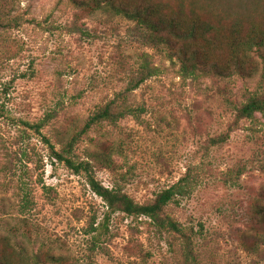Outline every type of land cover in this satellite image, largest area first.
Segmentation results:
<instances>
[{"label": "rangeland", "instance_id": "1", "mask_svg": "<svg viewBox=\"0 0 264 264\" xmlns=\"http://www.w3.org/2000/svg\"><path fill=\"white\" fill-rule=\"evenodd\" d=\"M223 2L224 26L243 12L264 17V0ZM0 9L36 19L0 28V237L10 246L24 242L29 252L50 248L69 264L182 263L175 234L159 232L145 216L109 213L85 176L50 157L40 135L22 124L51 113L40 132L60 149L125 87L146 50L161 71L128 94L135 115L81 134L74 159L90 161L98 181L138 203L189 172L190 192L165 212L196 232L200 264H264L251 213L264 190V117L235 123V107L259 74L182 78L175 58L143 47L133 22L105 6L81 18L83 35L60 28L73 19L71 0H7Z\"/></svg>", "mask_w": 264, "mask_h": 264}, {"label": "trees", "instance_id": "2", "mask_svg": "<svg viewBox=\"0 0 264 264\" xmlns=\"http://www.w3.org/2000/svg\"><path fill=\"white\" fill-rule=\"evenodd\" d=\"M5 1L7 0H0V4ZM71 1L76 11L72 21L60 27L62 30L81 35L88 34L81 18L105 6L111 13L123 15L133 22L132 31L143 47L166 51L171 58H175L182 78L195 77L198 71L220 77L232 75L252 77L259 74L258 86L247 90L244 100L235 107V123L242 119H254L255 113H260L264 117V17L257 19L254 14L243 12L236 14V18L224 26L220 23L222 14L217 10L221 0ZM224 1H226L223 2L224 6L236 2ZM243 2L244 0H237L238 6ZM0 12L4 11L0 9ZM35 20L25 19L18 14H0V28H15L23 23H33ZM36 24L41 25V22L37 21ZM160 71L161 68L154 64L153 55L141 50L138 53V65L125 87L99 105L84 122L82 129L72 134L60 149L55 148L50 138L40 132V128L52 116L51 113L38 122L22 121V124L40 135L49 147L50 157L63 162L73 173L85 176L91 190L106 203L109 213L122 211L128 216L148 217L159 232L173 233L180 239L181 264H200L194 246L196 232L192 228L187 229L165 212L167 205L177 202L179 197L190 192L193 177L189 172L158 192L152 201L138 203L126 192L104 186L95 178L91 162L75 160L72 153L73 145L81 134L103 122L115 125L128 114L135 115V110L127 105L128 94ZM228 136L226 134L210 140L212 143H218ZM103 156L106 161L110 160L105 154ZM229 180L231 179L226 181L231 182ZM251 213L255 224L252 243L258 250L264 251V190L259 202L252 206ZM24 244L16 242L10 246V238L0 237V264H69L63 255L56 254L50 248L40 246L38 252H29Z\"/></svg>", "mask_w": 264, "mask_h": 264}]
</instances>
